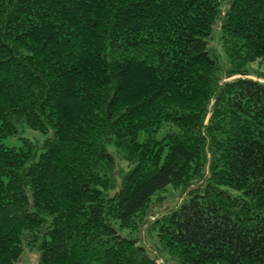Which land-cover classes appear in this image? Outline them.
<instances>
[{"label":"trees","instance_id":"16d2710c","mask_svg":"<svg viewBox=\"0 0 264 264\" xmlns=\"http://www.w3.org/2000/svg\"><path fill=\"white\" fill-rule=\"evenodd\" d=\"M255 61L264 0H0V264H264Z\"/></svg>","mask_w":264,"mask_h":264},{"label":"rangeland","instance_id":"374dc122","mask_svg":"<svg viewBox=\"0 0 264 264\" xmlns=\"http://www.w3.org/2000/svg\"><path fill=\"white\" fill-rule=\"evenodd\" d=\"M214 45L219 50L218 42L215 40H214ZM249 69H254V71H257V69L259 70L264 69V66L259 65L258 61H255L251 64V67ZM249 76H251L252 78H255V76H252V75H249ZM259 80H262V79L260 78ZM23 137L29 138L31 140H42L45 137V135L38 130L30 129L24 126L17 135L6 137L4 138L3 142L8 146L18 147L22 143L21 138ZM119 167H122L123 169H127V163L124 161H121ZM184 194L185 193L180 190V187L170 186L168 189H166L164 192H161L158 195L162 197L161 200L158 201V203H161L159 209H164L166 206H169V205L171 206L175 204L176 202L181 200ZM148 219L153 220L154 217L152 215H148ZM146 226H147V222L146 224H143L140 228V239L142 240V242L148 244L147 242L148 239L145 234ZM35 258L36 257L34 253H28L26 255L25 261H23V263H17V264H34ZM158 262H161V259H159Z\"/></svg>","mask_w":264,"mask_h":264}]
</instances>
